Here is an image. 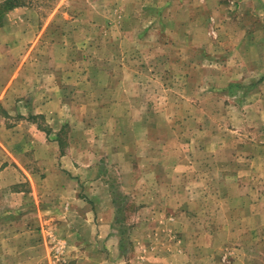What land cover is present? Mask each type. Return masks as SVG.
<instances>
[{"label":"rangeland","instance_id":"rangeland-1","mask_svg":"<svg viewBox=\"0 0 264 264\" xmlns=\"http://www.w3.org/2000/svg\"><path fill=\"white\" fill-rule=\"evenodd\" d=\"M22 1L0 264H264V1Z\"/></svg>","mask_w":264,"mask_h":264},{"label":"trees","instance_id":"trees-1","mask_svg":"<svg viewBox=\"0 0 264 264\" xmlns=\"http://www.w3.org/2000/svg\"><path fill=\"white\" fill-rule=\"evenodd\" d=\"M25 2L22 0H5L3 3L0 4V26L3 24V17L14 7L24 5Z\"/></svg>","mask_w":264,"mask_h":264},{"label":"crops","instance_id":"crops-1","mask_svg":"<svg viewBox=\"0 0 264 264\" xmlns=\"http://www.w3.org/2000/svg\"><path fill=\"white\" fill-rule=\"evenodd\" d=\"M264 1V0H263ZM21 6H24V7H26L27 6V4H24V5H21ZM21 6H17V8L18 7H21ZM12 12H9L8 13V18L9 19H11V16H12ZM7 25H5V26H1L0 27V38L2 37V36H4L5 34H6V32L7 33H10L11 31L8 29V26L6 27ZM26 175H27V178H29L30 180H33L34 178H35V175L33 174V173H26ZM105 264V263H104Z\"/></svg>","mask_w":264,"mask_h":264}]
</instances>
